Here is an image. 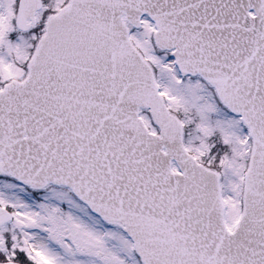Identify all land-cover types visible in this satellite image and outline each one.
Returning a JSON list of instances; mask_svg holds the SVG:
<instances>
[{
  "label": "snow or ice",
  "instance_id": "6c2138e0",
  "mask_svg": "<svg viewBox=\"0 0 264 264\" xmlns=\"http://www.w3.org/2000/svg\"><path fill=\"white\" fill-rule=\"evenodd\" d=\"M0 264H264V0H0Z\"/></svg>",
  "mask_w": 264,
  "mask_h": 264
}]
</instances>
